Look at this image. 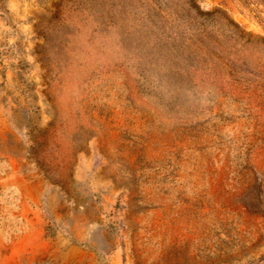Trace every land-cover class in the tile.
I'll list each match as a JSON object with an SVG mask.
<instances>
[{
  "label": "rangeland",
  "instance_id": "rangeland-1",
  "mask_svg": "<svg viewBox=\"0 0 264 264\" xmlns=\"http://www.w3.org/2000/svg\"><path fill=\"white\" fill-rule=\"evenodd\" d=\"M0 264H264V0H0Z\"/></svg>",
  "mask_w": 264,
  "mask_h": 264
}]
</instances>
